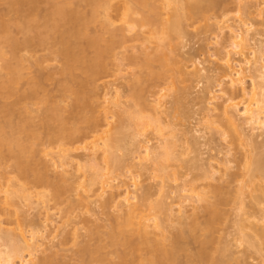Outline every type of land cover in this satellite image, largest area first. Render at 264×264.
I'll return each instance as SVG.
<instances>
[{"label": "rangeland", "instance_id": "374dc122", "mask_svg": "<svg viewBox=\"0 0 264 264\" xmlns=\"http://www.w3.org/2000/svg\"><path fill=\"white\" fill-rule=\"evenodd\" d=\"M32 1L34 4H31ZM47 1L48 0H37L35 2V0H28V1L24 0L22 1L23 2L22 5L19 6L18 8L19 10L13 8L12 9L13 11L12 10L11 12L9 11L10 13L8 12L9 9L7 8V3H6L9 2V0L8 1L5 0L4 3L0 2V16H2L0 17V20L1 22H3L5 19H7L5 21H9V22L10 20H12V24H13L16 21V20L14 21V18L17 19L18 17L16 18V16H18V14L22 15V13L24 12H25V15L23 14L24 17L27 15V17L25 18H28L29 17L28 15L31 16V14L35 13L34 15L36 16L37 14L38 18H40L41 16L40 20L42 19V17L45 20L44 17L50 15V14L47 15L50 11L49 9H52L50 7L52 6L55 7L56 5H59L58 3H61L58 1L57 4L55 5L54 3L56 2H54L53 3L54 5L51 6L52 3L50 4V0L49 2ZM175 1L177 3H175ZM149 2L152 5L153 4L157 6L162 5L161 1L149 0ZM210 2L211 3L213 2L212 3L213 5L210 3L212 6L209 8L207 14H205L206 12H204V14H201L200 11L198 12V10L195 11L196 9H193V11L195 12L192 11L194 14L192 13L193 15L190 16L191 19L189 17V19L186 20L185 22V24L188 22L187 23L188 25L187 24L184 25V28L186 27L185 29L186 36L181 38L177 37L176 39L173 38L174 40L173 39H172L173 41L170 40L172 43H169L168 44L169 46L167 45V43L165 44L164 47H166V49L165 48L164 49L166 50V52L169 50H170L169 52H171V56L170 55L168 56H170L171 59L170 64L172 63L169 69H167L168 73H166V76L164 75V77H162V79L159 80H155V79L148 80L147 84L145 83L144 85L143 83L144 87L142 86V83H140L141 84L140 85L137 82L136 78L142 75L141 71L142 72L144 71L145 73V70L144 69L139 70L138 68L140 67H137L138 65L136 64L134 66L133 62L131 61L133 59H134L133 61H138V57L142 56L141 52L145 50L147 46H151L150 50L151 49L155 50L156 45L155 43L149 44V41H147L148 33H146L147 31L143 32L146 30V28L142 29L136 26L133 27L132 29L129 28L132 30L131 32V30L127 29L128 27L127 24H122L123 22L121 21L120 9L122 7L123 0H115L114 3H112L114 5V8L112 9L113 11L112 10L111 11L115 13L109 14L110 17H112L113 19V20L111 19L113 21L112 24H114L113 26L110 27L111 29L109 28L112 31L111 33H109L110 30L105 32V30L103 29L101 14L99 15L98 20L92 23L87 28L88 34L87 37H85L87 39H83L84 38L83 37L82 39H79L77 41L72 39L71 40L69 39L70 40L69 41L67 37L71 35V32L73 33V31L74 32L76 31L75 29L76 24H74L73 26H72L73 23L70 24L72 26L71 29L74 28L75 30L72 31L69 30L70 27L69 28L67 27L66 29L71 31V32L68 31L67 32L68 34L65 35L66 39L69 42H71L67 44L68 45L67 47L70 46L69 48H71V46L73 45L72 47L76 48L78 52L80 51L79 54H81L82 57L84 56V60H89V62L90 60L94 59V56L96 55L94 54L95 53L94 48L93 47L91 48V46H89L88 44L90 43V40H88V38L91 39V38H95V35L96 37L97 35L99 36L102 35L108 44L112 42L115 43L113 46V54L115 55L114 58L110 56L107 57L105 56L106 54L104 55L105 58L104 62L105 65L107 66L106 67L107 71L106 70L99 71L97 74L98 76L96 75L94 80L95 84L93 85L90 84L91 80L89 81L90 83L87 82L89 79L85 76L83 77L82 74L80 75V72L79 73L75 72V74L74 72H72L73 73V74L71 73L72 76H70V74L68 76L69 72H66L67 74L65 75L64 71L63 70L61 71L64 65V61L62 60V57H59L60 55L57 54L59 53V51L62 50L60 49L61 43L56 45L58 43L57 40L58 34L57 37L54 38L57 41L53 39L54 42L51 41L52 39H50V37L48 36L49 38L47 37V42L48 41L50 42H48V44H45L46 46H44L43 42L41 43L42 38L39 39L42 36L44 37L48 35V32L47 35H45V32H43V30L45 31V29H43L44 27L42 28L41 26L42 32L40 31V28H38V25L39 26L42 25L41 22L43 23L44 21L43 19L41 20V22L38 23V25L35 28L32 27L33 30L32 29L31 30L34 32L31 31L28 35H26L28 33V32L26 33V31L22 33L20 32L21 31L20 29H19L20 31L17 30V27L15 28L13 27V29L11 28L12 29L11 34L12 36L14 35L13 38L16 42L20 41L23 43L25 40L30 42V44H27L26 48L24 47L25 49L21 48L20 50L15 51L17 55L13 54V50H12L13 48H11L10 45L8 46L7 43H4V40L0 41V49H3L5 52V56H3L5 58L3 57L0 58V83L6 82L3 85V87L6 86V88H8L9 90L7 84H9L10 79L13 78V76L9 74V71H7V67H13L15 68V70L19 67L20 69L19 72L22 75V77L18 74V76H20L19 78L20 81L17 79L18 80L17 81L18 83H16V85H18V87L16 86L17 95L21 96L22 93H24L27 89L30 90L31 86L33 88L35 85H39V84L41 85L42 90L40 91V95L41 97H43L42 99L43 102H41L40 100L37 101L36 99L35 100L26 99L24 101L27 105L30 106V108L33 111L31 117L32 118L40 117L42 116L41 113H43V111L45 110L49 113V115L51 113L53 114L56 111V109H58L57 106H59V108L62 111L60 112V115H62L61 118H64L62 119L64 122L66 120L65 122L66 127L67 124L69 125L68 128L77 127L75 126V124L76 125L80 124L78 125L79 126L78 128L79 129L81 128V131H83L84 129L82 135H79L77 139H75V141H72V143L71 141L67 142L68 144H71L69 146L73 148L72 151L71 150L69 151L71 152L69 156H67L69 153L68 154L66 153L67 154L66 157H68L67 160L69 161V164H67L65 168L58 167V165L60 164H57L60 163L61 161L59 159V155L61 154V151L58 150L59 148L57 143L53 141L51 142L47 139H43L42 141V144L44 143L43 145L39 143L37 146L35 145L33 147V151L35 152H33V155H31L33 157L31 160L33 161V163L35 162L34 165L35 167H37L36 169L42 170L41 172H43L46 175L49 182L55 183V185L58 184L59 187L63 186V190L61 191L62 193L58 196V200L56 197L49 198L47 199L48 203L46 202V204H44L45 203L44 202V203H40L39 205L37 203L38 197H34L35 194L33 192L31 193L33 194L31 196H33L32 198L34 199L31 198L33 201L31 199L29 200L33 204L30 203L29 201H23L22 203V199L21 200L15 199L17 201L18 206L8 207L9 209L7 210V212L10 214L12 213L13 216L12 217L10 216L9 219L5 218V216L3 215L0 216V219L2 220L0 222L1 227H3L2 229L3 230L5 229V231L6 230L8 232L11 231L10 233L14 232L13 234H19V233L24 234L27 240H29L33 231L38 233V235L37 233L35 234V238L38 244H40V247L36 249L37 253L35 259L46 256L48 254H54L51 252H55V254L57 255L55 262L53 264H82V256L84 252L83 250L85 249L84 247L86 246L89 240L87 239L86 231H88L89 228H91L90 230H93L94 232H96V230H99L104 234L107 233L108 228L112 224L113 217L115 215H120V213L122 214V212H120L121 206L126 205L129 202L131 203L135 201L136 199L134 200V197L136 195L140 196L143 193V190H145L146 188L151 189L150 190L151 200L153 201L164 200L165 203L170 208H172L171 212L173 210V216L180 217V215H183L182 214L183 212H186L184 214H186L188 218L194 217V215L196 214L194 208L198 205H196V202L192 200H195L194 197L197 194L201 192H205L206 187H208L209 185L223 184L226 178H222L223 174L221 173V171L220 172L218 171L221 170V167L228 160L232 158L230 157L231 151L233 152L232 154H236V157L240 159L241 162L240 164L237 165L236 161H233L234 163L230 161L229 164L230 165L232 164L230 166L232 168L230 169L235 170L238 173L239 175L238 179L240 180V185L242 184V182L247 183L249 181L250 173L247 170L248 163L244 156L251 153L252 149L249 146H245L244 140L241 139L238 133L236 132L234 133L231 131V127H229L230 125L228 126L225 125L226 121L224 119L225 117L223 116V112H222L223 110L221 107H219L222 105L224 101L222 98L224 97L225 99L228 95H230V93L226 91V87L223 86L225 85L224 80H222L221 76H219L223 74V70L220 65L221 64L220 62L225 58L226 55L225 48H227L226 46H228V44L230 45V43L232 42V38H230L231 34L229 35V33H226L227 28H229L230 26L233 29L236 28L240 29L243 27L242 30H247V29L249 30L247 34H248L250 48L248 50H246L248 47L243 48V50L240 51L241 53L237 52L239 54L235 52H231L234 64L235 65L242 64L244 68L246 67V69H248L249 66H251L250 64H252V62H254L255 60L257 61L258 66H260L261 63H263L264 52L257 53L255 54V57H252L250 51L254 49L258 50L260 47L264 46V0H212ZM24 3L30 5L23 6ZM87 4L88 2L85 1L84 2L79 1L77 3L76 2L74 3L75 6L74 5L73 6L74 9L75 8L76 9L75 10L71 9V10L80 13L79 14L80 16H77L76 18L77 20L73 18V20L76 21V23H78V21H80V19H82L83 17H86L83 18L86 20L90 19L91 17L90 8H89L90 6L89 5L87 6ZM170 4L167 5V7L169 6L168 8L164 7V9H162L166 11V12L162 11L165 13L164 17L166 18H170L171 13L169 12H171V9L174 8L172 6L174 4L179 5V2L178 0H173L172 3L171 0ZM21 6L25 8H22ZM21 8L24 12L21 10ZM78 9L81 12H78L77 11ZM19 11L22 12L20 13ZM142 13L147 14L148 11ZM134 16H137L136 18L140 19L139 17L141 15L134 14L133 17ZM9 17H11V19ZM19 19L17 20L21 21V18ZM77 25H78L77 28L78 30L80 27L79 26L80 23ZM134 28H136V30ZM34 29L35 30L37 29V32ZM38 30L44 35L42 34L41 36H38L40 35ZM223 31L224 33H222ZM115 32L118 33L121 32L123 34L118 35V33L116 34ZM31 33H33L34 35ZM122 35H127V36L125 38ZM54 36L51 35V37ZM119 37L123 38V40L124 38L126 39L124 43L123 42L120 43L121 38ZM60 38L61 37H59V39ZM146 43H148L149 45ZM76 49L74 50L76 51ZM78 52H76V54H78ZM17 57L19 60L17 59ZM85 57H87L88 59L87 58L85 59ZM104 58L102 57V59ZM136 58L137 60H135ZM19 61L23 64V66H21V63ZM154 65L156 67L158 66L156 63H154ZM155 66L152 67V69L159 70V67L156 68ZM182 70L184 73L187 72L188 74L183 73L184 74L183 75L181 73ZM247 77L242 80L243 82L241 85L238 84L237 86L238 88L236 87L238 90L235 91V93L233 94L234 96L232 95L234 98L232 100H234L235 102H242V104L244 105L255 102V99L251 95L254 85L253 82L250 80V78ZM85 78H87V81ZM135 81L139 84L140 86L139 88H141L142 91L141 93L140 91H138L140 93L139 96H141V98L144 99V101L146 100L145 103L149 107L146 105L145 106L141 105L142 106L141 108H137L139 107V105H136L135 103L136 101L133 92L136 89L135 86L137 85ZM259 84L262 86L261 83ZM67 86L71 87L70 88L71 90L69 89L70 91L74 90L72 91V93L75 91L76 93H78V91L80 90L79 93H81L82 91L85 92L87 91V93L89 94L91 93L93 95L92 92L95 91L94 92L95 98L99 103L101 102V104H99L100 106H98V108L101 107L99 109L100 111L97 113L101 112L100 113L102 114L101 116L105 114L108 115L109 117L108 120L110 121L111 124L110 125V124H106L105 122H102L99 127L100 132L108 131L114 127V124L116 125V121H118V118H115L117 116L112 117L113 113L116 115V112L118 110V107L116 108L115 107L116 105L113 104L116 101H118V103L121 102L120 106L123 109H126L130 112L132 111L134 114L132 119H127V122L125 124L126 125L128 124V126L123 128V131L125 132L124 133L125 138L122 142L123 148H120L119 150L116 151L117 155H119V157H121L125 161L124 165L119 169L114 170L113 171L114 174L113 173L111 174L108 171L110 168L107 170L106 169L107 165L105 164V162H103L104 160L101 158V156H98L100 155V153L98 152L96 153L99 159H97V156H95L96 158H94V162L97 161L98 163L95 162L94 164H96V166L98 167L100 166L99 168L96 167L97 171L101 170L100 172L103 173L105 176H109L110 179H107L109 177H106V180L107 181L109 180V182L107 183L106 186H104L105 187L104 189L102 187L100 188L99 185L94 187L93 190L95 192L93 190L85 191L86 189L84 186L89 180L88 177H90L91 175L90 173L93 172V170L90 169L91 172L87 171L89 170V168L85 164H87L88 162L87 165H89L90 161L89 159H87L88 156L85 155L86 154V152H84L85 150H82L81 148L85 145V142L87 141L85 139V132L86 134H89L91 128L89 127V124L86 125L87 123L84 124L82 122L81 125L79 120L77 121L78 123L75 122L76 119L79 117L78 114L80 113L79 112L80 110L77 109L78 107L77 108L74 107L76 108V110L73 108V105L75 104L74 98L76 97V96L74 97V95L76 94L75 93L74 95L72 93L70 94V91L66 92L65 88H67ZM224 87L225 90H223ZM152 88H154L155 90H153ZM242 88H244V90ZM8 90L6 89L5 91ZM151 90H153L154 93ZM223 92L226 93L227 95L223 94ZM262 94H264V91ZM17 95L15 94L13 97H10V99L8 98V100L6 101H5L6 96L5 98H3L4 96H2V98L0 96L1 98L0 111L2 109H5L4 107H7L6 105L7 102L17 101L19 97V96L15 97ZM160 99H162V102ZM39 102H41L42 104H40ZM158 104H160L161 106ZM152 105H155V108ZM103 107L106 110L105 113L103 111L104 110ZM144 107L145 109L148 107V110H145ZM156 107H158L160 110L162 109V112L159 111V109ZM98 108L96 107L97 111ZM142 108L143 110H141ZM157 110L159 112H157ZM87 111H89V113L88 112L86 113V111L85 113L87 117L90 118V115H93L92 110L91 112L90 110ZM75 112L78 113L77 114L78 117L75 116L76 115ZM16 116L17 117H15L14 119L15 122L23 123L22 121L25 120V117L22 115L18 116V114ZM139 119L140 121L143 119L144 122L143 121L140 122L144 124L143 126L142 124H137L139 122V121L137 122V120ZM129 120L131 121L129 122ZM28 125L31 126L32 129H34V126L31 124V122H28ZM139 125H141L142 127ZM37 126L38 128L41 127L40 121L37 122ZM46 127L50 128L49 125H46L44 129L40 128V131L45 133V131L48 132L50 130H53L54 127L55 129H57L59 125L57 127V123H56V125L54 124L53 128L51 127L49 130ZM140 127L143 128V130H141ZM55 129L54 131L48 132V134L51 132H56ZM136 129L138 131L140 130V132L136 131ZM158 130L159 131L161 130L160 132H162L163 134L162 136ZM230 131L232 133H230ZM248 131L251 132V130ZM224 132H226L225 133L226 135L224 134ZM258 133L255 132V134ZM45 134L47 135V133ZM45 134L43 136H46ZM139 134H141V136ZM142 134L145 135L142 136ZM222 134H224V136ZM185 135H187V137ZM135 136H139V137L137 138ZM261 136L260 137L258 136L256 140L258 143H260V145L262 144V146L260 149H257V152L256 150H253L254 154H257L261 150L264 151V134ZM171 137L174 138L173 139L174 141L172 140ZM132 138L134 140L136 138L137 142L139 141L137 146H136L137 143L136 140L133 141ZM163 140L167 144V145L165 144L166 148L163 147L164 146L163 144L164 142H162ZM233 140L239 146L237 150L234 148L228 149L231 146L230 142ZM125 141L126 144L124 143ZM159 142L160 143L162 142L161 143L162 146L159 144ZM170 142H172V144ZM158 144L160 145V147ZM142 146L149 147L151 150L154 151H161L160 149H162V152H159L161 153L160 154L162 156L161 158L163 159L165 157L163 159L165 160L168 157L165 160L166 162L163 161L164 164L162 163L163 164L162 168L165 166L164 172H162L163 169L159 173L156 172L157 170L154 169V167L152 168L150 164H148L150 166L148 168L150 169V171L147 169L148 171L143 170L145 173L140 172L142 171V169L141 167L139 169V166H142L145 163L144 159H140L143 157L142 151L144 148ZM45 147H48L49 149H53L51 154L47 155L46 157L43 156V149ZM156 148L158 149L160 148V149L156 150ZM163 149H165L166 151L165 150L163 151ZM8 152L9 151L6 150L3 157L6 156L5 158L7 159L5 161L6 162L5 164H7L5 168L7 167L9 168L0 169L1 173H5V171L7 170L10 171L11 165L15 167V163H16L15 160L18 152L12 153V155L10 154V152L9 153ZM139 152L141 153L142 157L140 156ZM162 153H164V156L162 155ZM166 153H167V157H166ZM181 154L184 157L181 156ZM184 154L186 155V157ZM168 155L170 156V158ZM179 156L180 158L174 159ZM206 162L213 163L212 167L214 165L213 167L214 169L211 170V168H209V170H211L209 173H208L209 170L207 172L205 171L207 169ZM147 163L148 162H146L145 164ZM84 165L86 166L85 169H83ZM105 172H107L108 174L107 173L105 174ZM163 173H166L165 175L171 174L170 176L168 175L170 179L164 177L165 175ZM205 173L209 174L208 178L205 177L206 175ZM162 174L164 175L163 176L164 179L161 177ZM160 177L166 182H163ZM66 178L69 181H74L75 183L73 182L71 186L70 185L67 186V184L63 185V182L61 181L62 179H66ZM161 181H162V185L164 186L161 185ZM255 181L257 187L254 185H251L253 186V188L248 185L244 187V189H247L245 191L246 193H244L246 194V196L244 194H243L244 196L242 195L244 199L242 198L241 201L239 200L237 201L234 199L233 196H231L227 198L228 200L224 202L223 206H220L222 217L217 219L216 222L217 226L215 228V232L213 231V233L210 235L208 234V236L207 235L203 237L200 236L197 239L198 241H194L193 238L192 239L190 238L189 241L188 239L186 241H183L184 246L186 247L187 250H189L190 253L189 252L180 253L177 259L178 263L176 262L177 264H188L187 254H196L199 251L201 252V250L202 252L206 253L205 254L206 261L204 260L202 264H213L211 257L213 258V260L215 259L218 261H223L224 263L226 262L225 264H264V250L263 249H262L263 251L259 250L260 252L259 254V252L256 251L255 247L253 246L251 247L250 244L245 242L244 240H243L244 242L242 241L243 238L242 235L244 234L247 235V238L249 236L250 237L249 239L254 240L255 242L260 241L259 234H261L262 231L264 232V217H263L264 214L263 215L261 214L262 212L264 213V198H263L264 190H262L264 189V180H262L263 181L262 183V181L260 179L258 180L257 178L252 182L255 184ZM1 182L3 184L1 185L4 187H2L3 192H0V201H2L3 204V201L6 198L5 194L3 193H5L8 189L10 190V187L9 188L7 187L8 185L5 182V179H0V183ZM232 185L233 186H231V188L236 189V186H234V184ZM117 186H120L122 188ZM6 187L8 188L7 190ZM78 187L81 188L82 190H80ZM161 187H163V190L161 189ZM101 189H103V191ZM32 191L51 192L52 190L51 188L45 189L39 187L37 189L33 188ZM50 192L49 194H52V192L51 193ZM125 192L129 193V194L127 193L128 196L130 195L128 201H127V196H125L127 195ZM112 197H116V198L113 199V201H111L110 208H108L107 210L104 209L103 204L105 203L106 200L112 199ZM185 198H187L190 204L186 203L187 200ZM84 199H86L85 202L83 201ZM184 199L185 202L183 201ZM39 200L40 198L38 199V201ZM240 202L241 204H239ZM36 203L39 206H36ZM133 203L132 206L134 205ZM183 203L186 204L187 209L186 208L184 209V207H179V205ZM136 206H138L137 203L134 207ZM9 210L11 211L9 212ZM14 210L16 211L14 212ZM1 211L2 209L0 210V212ZM151 213L153 212L148 210L145 211L144 214L149 216L151 215ZM22 214L23 215L25 214L26 216L25 218H27L29 221H33L34 223L36 222L37 224L36 223L33 224L35 225V226L32 225L33 227H31V225H27L26 227L28 228L26 229L25 227L23 228L26 231L23 230V232H21L19 229L20 226L18 225L20 221L18 220L19 219L23 220L24 216ZM161 216L163 217L164 214H161ZM202 217L203 218H201L200 221L203 222L208 218L207 214L205 213H203ZM243 221L244 223L242 224L241 222ZM241 224L242 226H244V228L241 226ZM36 225L38 227H36ZM172 225H174L173 222L171 223L170 226L172 227ZM173 232L176 233L175 230H173ZM198 236L199 235H197V237ZM96 238L99 239V235ZM96 238L94 239L96 240ZM206 239H210V242L202 245V242H204V240ZM95 240H92V242L90 243L91 247L89 248L92 250L97 248V245L99 244L97 242L98 240L97 241ZM29 241L31 243V240ZM1 248L3 250L5 249V247L3 246V242L0 243V249ZM115 248L111 246L108 247L106 251L104 250V252L103 251L101 252L102 253L101 257L104 255L109 256L108 253L117 251L115 250ZM24 255L27 256V253H24ZM14 262L16 264L19 263L17 259H15Z\"/></svg>", "mask_w": 264, "mask_h": 264}, {"label": "bare ground", "instance_id": "6f19581e", "mask_svg": "<svg viewBox=\"0 0 264 264\" xmlns=\"http://www.w3.org/2000/svg\"><path fill=\"white\" fill-rule=\"evenodd\" d=\"M22 1H24V0H21V3H20V0H11V1L9 0V2H6L7 8L9 9L8 12L9 11L11 12V10L13 8L19 10L18 8L20 5H22V3H23ZM25 1H28V0H25ZM36 1L37 0H35V2ZM58 1L61 3H58L59 5H56ZM79 1L88 2L87 6L88 5L90 6L89 8H90L91 17L89 20L83 19L86 17H83V18L81 17L84 21L82 19H80V21H78V23H76V21H74L73 18L75 20H77L76 18H77V16H80L79 15L80 13H77L74 11L76 9V8L74 9V6H75L74 3L75 2L77 3ZM112 1L113 0H62V1L61 0H50V4L52 3L51 6L54 4L56 6L50 7L52 9H49L50 11L47 14V15H49V14L50 15L45 16L44 17L45 20L42 17V19L45 21V22L43 21V23L41 22L42 19L40 20L41 16H40V18H38L37 14H36V16L34 15L35 13L31 14V16L28 15L29 17L25 18V17H27V15L24 17L25 12L22 10V8H25V7L21 6L22 7L21 10L24 12V13H22V15L23 14L24 15L22 16V15L18 14V16H16V18L18 17L17 19L21 18V21H19L20 19L17 20L14 18V21L15 20L16 21H15V23L12 24V20H10V22L5 21L7 19H5L3 22H1V20H0V41L4 40V43H7L8 46L10 45L11 48H13L12 49L13 54L17 55V53H15V51L20 50L21 48H24V47L26 48L27 44H30V42H28L27 40H25V41L23 40L24 41L23 43L20 41L16 42L13 38L14 35L12 36V34H11V30L13 29V27L14 28L17 27V30L20 29L21 31L20 30L19 31L22 33L25 31H26V33L28 32L26 34V35H28L33 30V28H35L38 25V23L41 22L42 25H40V26L38 25V28H40V31L42 32V28L44 27L43 29H45V31L43 30V32H45V35H47V32H48L47 36H44V37L42 36L39 38V39L42 38L41 43L43 42L44 46H46L45 44H48V42H50V41L47 42L48 36L50 37V39H52L51 41H53V39L56 38L57 34H58V38H57L58 43L56 45L61 43L60 45L62 46V48L60 46V49H62V50L59 51V53H57V54H59L60 55L59 57H62V60L64 61V65H63L61 71L63 70L65 75L67 74L66 72H69L68 76H69V74H70V76H72V74H73L72 72H74V74H75V72H78V73L80 72V75L82 74L83 77L84 76L87 77L89 79L87 81V78H85L87 82H89L91 80L90 81L91 83L90 82L89 83L93 85V84H95L94 80H95V77L98 74V72L102 71V70L107 71V69H106L107 66L105 65V62H104V60H105L104 55L106 54L105 56H107V57L110 56V57L114 58L115 55L113 54V46L115 43L112 42V43L108 44L102 35H100V36L97 35V37L95 35V38L90 37L91 39L88 38V40H90V43H88V44H89V46H91V48L92 47L94 48L95 51L94 50L93 51L95 52L94 54L96 55V56H94V59L91 58L92 60H90V62H89V60H84V56L82 57L81 54H79L80 51L78 52V50L76 48L72 47L73 45L71 46V48H69L70 46L67 47L68 46L67 44L71 43V42H69L71 39L75 40V41L82 39L83 37H84L83 39H87V38H85V37H87V34H88L87 28L92 23H94L95 21L98 20L100 14L102 16L101 21H102L103 29L105 30V32L109 31L111 29L110 27L114 25V24H112L113 19L109 15L110 13H115V12H112L113 11L112 9L114 8V5L112 3H114L115 0L113 2ZM156 1H161L162 5H160V6L159 5L157 6L154 4L152 5V4H150L149 0H123L122 7L120 9L121 21L123 22L122 24H127L128 25L127 29H129V28L132 29L133 27H136V26L139 28H142V29L146 28L145 31H143V30L142 31L143 32L147 31L146 32V33H148L147 41H149V44L155 43V45H156L155 50L151 49L152 51L150 50L151 46L146 45L148 48L147 49L144 47L145 46L144 45L143 47L145 48V50H143L141 52L142 56L138 57V61H133L134 59L131 61V62H133L134 66L136 64V65H138L137 67H140V68H138L139 70L140 69L145 70V73H144V71L143 72L141 71L142 75H140V77L136 78V80L139 84L142 83L143 87H144L145 83L146 84L148 83V80L162 79V77H164V75L166 76V73H168L167 69H169L170 65L172 64V63L170 64L171 52H169L170 50L167 51L168 53L166 52V50H165L166 47H164L165 44L167 43V45H168L169 43H172L170 40H172L173 38L176 39L177 37L181 38V37L186 36L185 35L186 34L185 33L186 27L184 28V25H186L188 23L187 22L185 24L186 20H188L189 17L194 14L193 12L198 10V12L200 11L201 14H204V12H206L205 14H207V12L209 11V8L213 5L212 4L213 2L212 3L210 2L212 0H210V1L209 0H192V1L191 0L190 1L189 0H178L179 5L174 4L172 6V7H174V8H172L173 10L171 9V12H169V13H171V15L169 14L170 18H166V17H164L165 13L162 12L165 10H162V9H164V7H167V5H169L171 3V0H156ZM0 2L4 3L5 0H1ZM47 2H49V0ZM54 2H56V3H54ZM8 3H9V5H8ZM172 3H173V0H172ZM175 3H177V2L175 1ZM31 4H34L33 1ZM24 5H30V4L24 3L23 6ZM164 5H166V6H164ZM170 5H172V4H170ZM48 7H49V5H48ZM145 8H146V10H145ZM71 9H74V10H71ZM143 9H144V11H143ZM193 9H196V10L193 11ZM17 10H15V11H17ZM22 11H19V12L21 13ZM77 11L81 12L79 9ZM146 11H148L147 14L142 13V12L145 13ZM163 13H164V15H163ZM134 14L135 15L140 14L141 15L139 17L140 19L136 18L138 15L133 17ZM33 15H34V17H33ZM0 17H2V16H0ZM9 18L11 19V17H9ZM190 19H191V17H190ZM79 23H80V25H79L80 27L77 30V28H78L77 24H79ZM15 24H18V25H15ZM70 24H72V26L74 24H76V26H77V27L75 26L76 31L75 32L73 31V33L71 31L75 30V29L74 28L71 29L72 26ZM41 26H42V28H41ZM67 27L68 28L70 27L69 30H71V31L66 30ZM37 29L36 30L34 29V30L37 32ZM131 29H129V30H131ZM134 29L136 30V28H134ZM236 29H233L232 27L229 26V28H227V32L225 31L226 33H229V35L231 34L230 38H232V42L230 41L231 42V43L229 42L230 45L228 44V46H226L227 48H225L226 49L225 58L223 60H221V62H220L221 63L220 65H221L222 70H223V74L219 75V76H221V79L224 80L225 85H223V86L226 87V91H228V93H230V95H228L225 99H224V97L222 98L224 101H223L222 105L220 104L221 106H219V107H221L223 110V111L222 110L221 111L223 112V116L225 117L224 118L226 121L225 125L226 126L230 125L229 127H231V131L234 133L235 132L238 133L239 136L241 137V139L244 140L245 146H249L252 149L251 153L244 156L247 160V163H248L247 170L250 173L249 181L247 183L242 182V184L240 185V180L238 179L239 175L235 170L230 169V168H232V167H230L232 164L230 165L229 163H230V161H232V162L236 161L237 165H238V164H240L241 160L236 157V154H232L233 153L232 151H231V153L228 152V153H230V155H231L230 157H232V158L230 160H228L221 167V170L218 171V172L221 171V173L223 174L222 178H226V180L223 182V184L209 185L208 187H206L205 192H201L194 197L195 200H192V201H195L196 205H198V206H196L194 208L196 211V214L192 218H188V216L186 214H184L186 212H183L182 213L183 215H180V217L173 216V210L171 212L172 208H170L165 203L164 200L153 201L150 199L151 198V191H150L151 189L150 188H146L145 190L142 189L143 193L140 196L136 195L134 197V195H133L134 200L136 199L135 201H133L134 203L129 202L130 204L127 203L126 205L121 204L122 206H121L120 212H122V214L120 213V215H115L113 217L112 224L108 228L107 233L104 234V233L100 232L99 230H96V232H94L93 230H90L91 228H89V230L86 231L87 232L86 236H87V239H89V240H88L86 246L84 247L85 249L83 250L84 252H83V256H82V264H92V263H95V264H177L178 263L177 259H178L179 254L189 252V250H187L186 247L184 246L183 241H186L187 239L189 241L190 238L191 239L193 238L194 241H198L197 239L200 236H202V237L205 235L208 236V234L209 235L212 234L213 231L215 232V228L217 226V223H216L217 219L222 217L220 206L224 205V202H226L228 200L227 199L228 197L233 196L235 200L241 201L242 198L244 199V197H242V195L244 193H246L245 191L247 190V189H244V187L246 185L253 188V186H251V185L256 186V181H255V184L252 181L256 180L257 178H258V180L260 179L261 181L264 180V153H263L264 151L261 150L257 154L253 153L254 152L253 150H256V152H257V149L261 148L262 144L260 145V143H258L256 139L258 138V136L260 137L261 135L264 134V94H262L264 91L263 90V88H264V64H263L264 60H263V63H261L263 65L260 64V66H258L256 60L255 61L253 60L254 62L251 61L252 64H250L251 66H249L248 69H246V67L244 68V66L242 64H236V65L234 64L231 52L241 53L240 51H242L243 48L248 47L246 50H248L250 48L249 47L250 44H249V40H248V34H247V32L249 30L248 29L242 30L243 27L240 28L241 30L238 28H236ZM40 31L38 30L40 35H38L36 32L35 33L38 36H41L43 33H41ZM68 31L71 32V35L69 37H67L68 40L70 39L69 41L66 39V36H65L66 34H68L67 33ZM220 31H221V29H220ZM32 32H34V31H32ZM111 32L112 31L110 30L109 33H111ZM131 32H132V30H131ZM51 33H53V34H51ZM115 33L117 34L118 32H115ZM222 33H224V31ZM31 34H33V33H31ZM119 34H123V33L120 32V33H118V35ZM24 35H25V33H24ZM51 35L52 36L55 35V36L51 37ZM122 36H124L126 38L127 35H122ZM59 37H61V38L59 39ZM119 38H121V37H119ZM125 38H124V40H123V38H121L120 43H122V42L124 43V41L126 40ZM54 40H56V39H54ZM75 44H76V42H75ZM146 44H148V43H146ZM33 47H34V45H33ZM74 49H76V51ZM233 49H234V51H233ZM76 52H78V54H76ZM250 52L252 54V57H255V54L264 52V46L260 47L258 50H256V49L251 50ZM239 53H237V54H239ZM243 53H242V55H243ZM168 55H170V56H168ZM3 56H5V52L3 49H0V58ZM102 57L104 59H102ZM3 58H5V57H3ZM86 58L87 57H85V59ZM17 59H18V57H17ZM135 60H137V58ZM154 63H156L158 65L157 67H159V70L152 69V67L155 66ZM19 66H20V64H19ZM21 66H23L22 63H21ZM12 68L13 67H7V71H9V74H11L13 76V78L10 79V82L8 81L9 84H7V86L9 87V90H8V88H6V86L3 87V85L6 82L0 83V96H1V98H2V96H4L3 98H5V96H6L5 101L8 100V98L10 99V97H13L15 94L17 95L16 88L18 87V85H16V83H18L17 81L19 80L20 76L22 77V75L19 72L20 71L19 67L17 68L18 70L16 69L17 72H19V73L16 72L15 68H13V69ZM181 73L182 74L184 73L183 70L181 71ZM186 73H184V74H186ZM18 74L20 76H18ZM178 74H179V72H178ZM246 77L250 78V80L253 82L254 88H253L251 95L255 99V102L244 105V104H242V102H235L232 99H234L233 94L235 93L236 90H238L237 89L238 84L241 85L243 82L242 80L245 79ZM137 82H136L137 85L135 86L136 89L133 88V89H135L133 92H134V98L136 101L135 103H136V105H139V107H137V108H141L143 105L144 106L146 105V103H145L146 100L144 101V99H142L141 96H139V94L142 91H141V88H139L140 86ZM143 83H144V85H143ZM259 83H261L262 86ZM39 85H35L33 88L31 86V89L30 90L27 89L28 91L26 90L24 93H22V95L20 94L21 96H19V95L15 96V97L19 96L18 100L16 99L17 101H15V102H12V101L7 102V104H6L7 107H4L5 109H2L0 111V169L5 168L7 166V164H5L6 163L5 161L7 160L5 158L6 156L3 157L6 150L9 151L11 155H12V153L18 152V154L16 156V160H15L16 161L15 167L11 165L10 171L4 170L5 173L0 172V179H5V182L8 185V186L7 185L6 186L8 188L10 187V190L6 187V190L7 189L8 190L5 193H3V194H5V197H6L5 200L3 201V204H2V201H0V207L2 209V211L0 212V216L3 215L7 219H9L10 216L11 217L13 216L12 213L10 214L7 212V210L9 209L8 207H12V206L17 207L18 206L17 201L15 199H17V200L22 199V203H23V201H29L33 197V196H31V195H33L31 193L34 192V194H35L34 197H38V199L40 198L39 201L37 199V203L40 205V203H44V202H45L44 204H46V202L48 201L47 199H49V198H55L56 197L58 200V196L62 193L61 191L63 190V186L59 187L58 184L55 185V183L49 182L46 175L43 172H41L42 170L36 169L37 167H35V165H34L35 162L33 163V161L31 160L33 158L31 155H33V152H35V151H33V147L35 145L37 146L39 143L42 144L43 139H47L51 142L53 141V142L57 143L58 148H59L58 150L61 151V154L59 155V159L61 161H60V163H57V164H60V165H58V167L65 168V166L67 164H69V161L67 160L68 157H66V155L69 153L67 155V156H69L71 154V152H69V151L70 150L72 151V148H73V147L71 148V146H69L71 144H68L67 142L71 141V143H72V141H75V139H77V137L79 135H82V133L84 131V129H83V131H81V128L80 129L78 128L79 127L78 125H80V124H77V125L75 124V126H77V127L68 128L69 125L66 123L67 124V127H66V125H65L66 120H65V122L62 120L64 118H61L62 115H60V112H62V111L59 108V106H57L58 109H56V111L53 114L51 113L49 115V113L45 110V111H43V113H41L42 116L33 117V118L31 117L33 111L30 108V106L27 105L24 101L26 99H33V100L36 99L37 101L40 100L41 102H43V100H42L43 97H41V95H40V91L42 90V88H41V85L40 86ZM64 87H66V86H64ZM225 87H224V89L223 88L222 89L225 90ZM70 88L71 87L67 86V88H65V91L66 92L70 91L71 90ZM6 89L8 91H5ZM152 89L155 90L154 88H152ZM242 89L244 90V88H242ZM142 90H143V88H142ZM153 90H151V91H153ZM72 91H74V90H72ZM72 91H70V94L72 93ZM79 91H78V93H76V91L72 93L73 95H74V93L76 94V95H74V97L75 96L76 97L75 98L73 97L75 99L74 100L75 106L73 105V108L78 107L77 109L80 110V111L78 110L80 113L77 111L79 114L75 112V114H76L75 116L78 117V115H79V117L76 119V121L75 120L74 121L76 123H78L77 121L79 120L81 125H82V122L84 124L87 123L86 125L89 124V127L91 128L89 134H86V132H85V139L87 141L85 142V145L81 148H82V150H85L84 151V152H86L85 155L88 156L87 159H89V161H90L89 165H87L88 162H87V164H85L89 168V170H87V171H90V169L93 170V172L90 171L91 175H90V177H88L89 180L87 181L85 186L84 185L83 186L86 189L85 191H92L94 189V187H96L97 185H99L100 188L102 187L104 189L105 188L104 186H106L107 183L109 182V180L108 181L106 180V177H109V176H105L103 173L100 172L101 170L97 171V168H99L100 166L98 167V166H96V164H94L95 162H97V161L94 162V158H96L95 156H97L96 155L97 152L100 153V155H98V156H101V158L104 160L103 162H105V164L108 167V168L106 167V169L108 170L110 168L108 171L111 174L112 173L114 174V172H113L114 170L119 169L120 167H122L124 165L125 161L121 157H119V155H117L116 151L119 150L120 148H123L122 142L125 138V134H124L125 132L123 131V128L128 126V124L126 125L125 123L127 122V119H132L134 114L132 111H131L132 112L131 113L130 111L123 109L120 106L121 102L118 103V101H116L113 104L116 105L115 106L116 108L118 107V110L116 112V115L113 113V116H112V117L117 116L115 118H118V121H116V125L114 124V127L112 126L113 128H111L108 131L100 132L99 127H100L102 122H105L106 124H110V121L108 120L109 119L108 115L105 114V115L101 116L102 115V114H100L101 112L97 113L100 111L99 109L101 107L98 108V106H100L99 104H101V102L99 103L97 101V99L95 98V96H94L95 91L94 92L90 91L93 93V95L91 93L90 94L87 93V91L86 92L82 91L81 93H79ZM138 91H140V93ZM66 92H64V93H66ZM224 92H223V94H226ZM153 93H154V91H153ZM39 96L41 99L39 98ZM160 100L162 102V99H160ZM41 102H39V103L42 104ZM155 105H152V106L155 108ZM158 105H160V104H158ZM146 106H148V105H146ZM160 106H159V108H160ZM96 107L98 108V111L96 110ZM148 107L146 109L144 107V109L148 110ZM173 107H175V106H173ZM76 108H74V109L76 110ZM113 108H114V106H113ZM156 108H158V107H156ZM87 110H90V112L92 110L93 115H90V118L87 117V115H86L87 112L89 113V111H87ZM114 110H116V109H114ZM141 110H143V108ZM85 111H86V113H85ZM103 111H104V113L106 112L105 108ZM153 111H154V109H153ZM153 111H152V113H153ZM159 111L162 112V109L161 110L159 109ZM159 111L157 110V112H159ZM17 114H18V116L22 115L25 117V120H23V121L21 120L23 123H21V122L16 123L15 122L14 119H15V117H17L16 116ZM123 117H124V119H123ZM125 117H126V120H125ZM37 120L41 122V127H39V128L37 126V122H38ZM45 120H46V122H45ZM130 121L131 120H129V122ZM141 121H143V119ZM141 121H140V119L137 120V122H138L137 124H142V126H143L144 124L140 123ZM28 122H31V124L34 126V129H32V127L28 125ZM56 123H57V127L59 125V127L57 129H55L56 126L54 127L56 132H51L48 134V132L54 131V129L50 130L48 132L45 131V133H47V135H46L45 133L40 131V128L44 129L46 125H49V127L52 125L51 127L53 128L54 124L56 125ZM71 126H74V125H71ZM139 126H141V125H139ZM141 127H140V129L143 130V128H141ZM46 128H48V127H46ZM50 128H48V130ZM157 129H159V128H157ZM247 129L251 130L252 133L250 131H248ZM136 131H138V130L136 129ZM231 131H230V133H232ZM253 131H254V133H253ZM258 131H259V133H258ZM138 132H140V130ZM255 132L258 134H255ZM160 133L162 136L163 135L162 132H160ZM225 133L226 132H224V134ZM44 134L46 136H43ZM172 134H173V132H172ZM224 134H222V135L224 136ZM139 135L141 136V134H139ZM144 135L145 134H142V136H144ZM185 136L187 137V135H185ZM44 137H46V138H44ZM81 137H83V136H81ZM135 137L138 138L139 136H135ZM261 137H263V136H261ZM171 138H172V140L174 139L173 137H171ZM135 140H136V138H135ZM135 140L133 139V141H135ZM77 141H79V140H77ZM176 141H178V140H176ZM136 142H137V140H136ZM162 142H164L163 147L166 148L165 141L163 140ZM124 143L126 144V141ZM138 143H139V141L136 143V146ZM161 143L159 142V144L162 146ZM170 143L172 144V142H170ZM125 144H124V146H125ZM160 145H159V147H160ZM230 145L231 146L228 149L234 148L237 150L239 148L238 144L234 140L230 142ZM78 148H80V147H78ZM143 148H142L143 149V151H142L143 157L141 156V153L139 152L140 156L142 157V158H140V157L139 158L144 159L145 163L146 162H148V163L145 164L143 162L144 165L139 166V169H140V167L142 169V171H140V172L146 171L150 167L148 164H150L152 168L154 167V169L157 170L156 172L159 173L162 171V169H163L162 172H164L165 166L163 168H162V166L164 164L163 161L166 162L165 160L168 158L167 153H166L167 158L165 160H163L165 157L162 159L161 158L162 156L160 155L161 153H159V152H162V149L159 148L161 151H154V150H151L149 147H146V146ZM173 148H174V146H173ZM157 149L158 148H156V150ZM52 150L53 149H49L48 147H45L43 149V156L46 157L47 155H50ZM164 150L165 149H163V151ZM79 151H80V149H79ZM187 153H189V152H187ZM162 155L164 156V153H162ZM98 156H97V159H99ZM181 156H183V155L181 154ZM171 157H172V155H171ZM185 157H186V155H185ZM169 158H170V156H169ZM177 158H180V156L176 157L174 159H177ZM57 159H58V156H57ZM97 159H95V160H97ZM161 159H162V162H161ZM206 163H205L206 167H207V169L205 170L206 172L209 170V168H211V170L214 169L213 168L214 165L212 167L213 163H211V162H210L211 164L209 162H206ZM85 165L83 166V169L86 168ZM187 165H188V163H187ZM158 167H159V169H158ZM8 168L9 167H7L5 169H8ZM148 170L150 171V169H148ZM153 170H152V172H153ZM211 170H209L208 173ZM106 173L107 172H105V174ZM166 173H163V174L165 175ZM141 174H143V173H141ZM163 174L161 176L162 178L164 176ZM205 174H206L205 177L208 178L209 174H207V173H205ZM168 175L169 174L165 175L164 177L169 178ZM210 177H212V176H210ZM254 178H256V179H254ZM107 179H110V177ZM163 179H162V181L166 182ZM135 180H137V179H135ZM140 180H142V179H140ZM68 181L69 180L66 178V179H62L61 182H63V185L67 184V186L68 185L71 186L72 183L74 182V181H69V182ZM162 181H161V185H162ZM251 183H253V184H251ZM262 183H263V181H262ZM1 184H2V182L0 183V192H3L2 187H4V186H2L3 184L2 185ZM232 184H234V186H236V189L231 188V186H233ZM238 184H239V186H238ZM134 185H135V183H134ZM162 186H164V185H162ZM39 187L45 188V189L51 188L52 194H49L50 191H41V192L32 191L33 188L37 189ZM65 187H66V185H65ZM117 187H120V186H117ZM256 187H255V189H256ZM76 188H77V186H76ZM120 188H122V187H120ZM143 188H145V187H143ZM79 189L82 190L81 188H79ZM103 189H101V190L103 191ZM161 189L163 190V187H161ZM228 189H230L231 191ZM262 190H264V189H262ZM104 191H106V190H104ZM77 192H78V189H77ZM125 193L127 194L128 192H125ZM263 193H264V191H263ZM128 194L125 195V196H127V201L130 198V195L128 196ZM244 195L246 196V194H244ZM115 198L116 197H112V199L106 200L105 203L103 204V208L106 210L108 208H110L111 201H113V199H115ZM32 199H34V198H32ZM41 199H43V200H41ZM131 199H133V198H131ZM185 199L187 200V198H185ZM185 199L183 200L184 202H185ZM83 201L85 202L86 199H84ZM83 201H80V202H83ZM187 201H186V203L190 204L189 201L188 202ZM30 203H32V202H30ZM37 203H36V206H39ZM132 203L134 204L133 206H132ZM136 203L138 204V206L134 207L136 205ZM20 204H21V201H20ZM239 204H241V202ZM179 207H184V209H185L186 204L183 203V204L179 205ZM148 210L153 212L149 216L144 214L145 211H148ZM10 211L11 210H9V212ZM15 211L16 210H14V212ZM168 212H169V214H168ZM203 213L207 214V216H208V218L206 220H204V222L200 221L201 218H203L202 217ZM161 214H164V216L162 217ZM261 214L263 215L264 213L262 212ZM23 216H24L23 220H20L18 218L19 219L18 221H20V223H18V225L20 226L19 229L21 232H23L24 227H25V229L28 228V227H26L27 225H31V227H33V226H35L33 224L36 223V222L34 223L33 221H29L27 218H25L26 217L25 214ZM263 217H264V215H263ZM1 221L2 220L0 219V222ZM172 222L174 223V225H172V227H171L170 225ZM241 223L243 224L244 221ZM242 224H241V226H242ZM36 227H38V226L36 225ZM242 227L244 228V226H242ZM2 228L3 227H1V223H0V241L3 242V246L5 247L4 250L2 248H1L2 250L0 249V264H16L14 262L15 259H17L19 262L17 264H53L55 262L56 255H57V254H55V252H51L54 254H48L46 256L39 257L38 259H35L36 253H37L36 249H38V247H40V244H38V242L35 238V234L37 232H34V231L32 232V235L29 238V240H31V243H30V241L26 239L24 234H21V233L13 234L14 232L10 233L11 231L10 232H8L7 230L5 231V229L3 230ZM243 228H241V229H243ZM173 230H175L176 233H174ZM24 231H26V230H24ZM37 235H38V233H37ZM95 235H96V237L99 235L100 241L98 238L95 237ZM197 235H199V236L197 237ZM251 236H253V235H251ZM259 236H260L259 237L260 241L255 242L254 240L249 239L250 238L249 236L247 238V235L244 234V235H242V237H243L242 241L244 240L245 242L249 243L251 247L252 246L255 247L256 251L259 252V250H262V249L264 250V232L262 231L261 234H259ZM94 238H96V240ZM208 238H210V237H208ZM92 240H95V241L98 240L97 242L100 244V245L98 244L99 247L97 245V248H95L94 250L89 248V247H91L90 243L92 242ZM255 240H258V239H255ZM2 242H0V243H2ZM208 242H210V239L204 240V242H202V245H204ZM110 246L113 248L116 247L115 250H117V251L112 252V253H108L109 256L104 255L106 257H104V256L101 257V254H102L101 252L102 251L104 252V250L106 251V249ZM1 247H2V244H1ZM41 248H42V246H41ZM24 253H27V256H25ZM205 254L206 253L202 252V250H201V252L199 251L196 254H187L188 257L187 256L186 257L188 258L187 259L188 264L189 263H192V264H199L200 263V264H202V262H204V260L206 258ZM259 254H260V252H259ZM209 255H210V253H209ZM211 260H212L213 264H225L226 263V262L224 263L223 261H218L215 259L213 260L212 257H211Z\"/></svg>", "mask_w": 264, "mask_h": 264}]
</instances>
